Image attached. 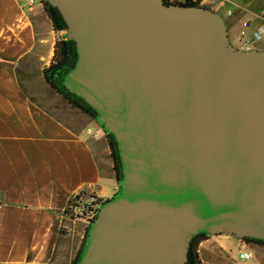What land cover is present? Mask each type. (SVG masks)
I'll list each match as a JSON object with an SVG mask.
<instances>
[{
    "label": "water",
    "instance_id": "95a60500",
    "mask_svg": "<svg viewBox=\"0 0 264 264\" xmlns=\"http://www.w3.org/2000/svg\"><path fill=\"white\" fill-rule=\"evenodd\" d=\"M45 1L75 45L62 85L120 162L75 264H185L200 233L264 241V50L231 46L202 5Z\"/></svg>",
    "mask_w": 264,
    "mask_h": 264
},
{
    "label": "crops",
    "instance_id": "0c3cea01",
    "mask_svg": "<svg viewBox=\"0 0 264 264\" xmlns=\"http://www.w3.org/2000/svg\"><path fill=\"white\" fill-rule=\"evenodd\" d=\"M201 4L234 48L264 30V0ZM60 39L43 0H0V264H75L88 224L79 208L118 191L102 126L43 78ZM197 253L202 264H264V243L253 239L206 234Z\"/></svg>",
    "mask_w": 264,
    "mask_h": 264
},
{
    "label": "trees",
    "instance_id": "16d2710c",
    "mask_svg": "<svg viewBox=\"0 0 264 264\" xmlns=\"http://www.w3.org/2000/svg\"><path fill=\"white\" fill-rule=\"evenodd\" d=\"M163 3L186 5V6H199L202 0H184L183 2H174L169 0H162ZM43 9L45 14L50 19L54 30H65L66 26L62 20V17L55 7H52L49 3L43 0ZM76 58L74 42L66 38L56 41L54 44L53 56L50 64L42 70V75L46 83L53 88L57 93L61 94L62 97L73 107H76L88 115L95 117V112L80 98L68 92L62 85L61 78L63 73L73 66ZM107 142L111 150V156L113 158V168L115 178L118 181L120 179V162L117 154L116 144L111 135H107ZM206 235L203 233L194 235L190 240L186 252L185 264H202L197 253L198 244L205 239ZM247 240V239H246ZM256 242L264 243V241L254 240ZM81 248L75 258L77 262L81 253Z\"/></svg>",
    "mask_w": 264,
    "mask_h": 264
},
{
    "label": "built area",
    "instance_id": "2783aa9c",
    "mask_svg": "<svg viewBox=\"0 0 264 264\" xmlns=\"http://www.w3.org/2000/svg\"><path fill=\"white\" fill-rule=\"evenodd\" d=\"M31 2V1H29ZM263 45L264 46V30L262 28H259L257 31H254L250 38L244 40L241 42V46L238 48L240 50H251V49H260V47H254V45ZM78 203H80V200L77 199ZM98 207H95L94 209H91L88 211L87 216L88 219L91 221L96 213H97ZM240 259H247L248 254L247 253H240L239 254Z\"/></svg>",
    "mask_w": 264,
    "mask_h": 264
},
{
    "label": "rangeland",
    "instance_id": "374dc122",
    "mask_svg": "<svg viewBox=\"0 0 264 264\" xmlns=\"http://www.w3.org/2000/svg\"><path fill=\"white\" fill-rule=\"evenodd\" d=\"M200 5H202V6H204V7H206L204 4H200ZM208 8V7H207ZM62 33H63V38H66V33H65V30H62ZM254 47H260V48H262L263 46H262V44L261 45H254ZM67 71V70H66ZM65 71V72H66ZM64 72V73H65ZM63 73V74H64ZM63 76V75H62ZM44 78V77H43ZM46 82V81H45ZM47 84V83H46ZM48 85V84H47ZM49 86V85H48ZM38 88V87H37ZM49 88L50 89H52L54 92H56L53 88H51L50 86H49ZM57 93V92H56ZM57 94H59V93H57ZM59 95H61V94H59ZM62 96V95H61ZM64 99V98H63ZM65 100V99H64ZM107 135L108 134H106V138H107ZM72 207L73 208H75L76 206H77V208H79L80 207V205H81V201H80V203H78V201H76V200H74L72 203ZM95 207H91L90 209L89 208H85V209H81V208H79V214L80 215H82V216H84L85 218H86V220H87V222H88V224H87V228H86V231H85V234H84V236H83V239H82V242L85 240V237H86V234H87V230H88V227H89V222H90V220L88 219V216H87V213H88V211L89 210H91V209H94ZM215 235H226V236H231V235H227V234H215ZM231 237H235V236H231ZM235 238H237V239H241V238H238V237H235ZM84 244V243H83ZM82 245V244H81Z\"/></svg>",
    "mask_w": 264,
    "mask_h": 264
}]
</instances>
